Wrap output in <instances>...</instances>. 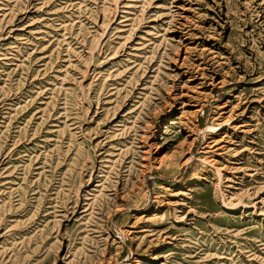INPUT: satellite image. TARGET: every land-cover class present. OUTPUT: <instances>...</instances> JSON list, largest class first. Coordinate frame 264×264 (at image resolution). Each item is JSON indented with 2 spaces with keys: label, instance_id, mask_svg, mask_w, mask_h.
<instances>
[{
  "label": "rangeland",
  "instance_id": "1",
  "mask_svg": "<svg viewBox=\"0 0 264 264\" xmlns=\"http://www.w3.org/2000/svg\"><path fill=\"white\" fill-rule=\"evenodd\" d=\"M0 264H264V0H0Z\"/></svg>",
  "mask_w": 264,
  "mask_h": 264
},
{
  "label": "bare ground",
  "instance_id": "2",
  "mask_svg": "<svg viewBox=\"0 0 264 264\" xmlns=\"http://www.w3.org/2000/svg\"><path fill=\"white\" fill-rule=\"evenodd\" d=\"M212 128H214V127H212Z\"/></svg>",
  "mask_w": 264,
  "mask_h": 264
}]
</instances>
